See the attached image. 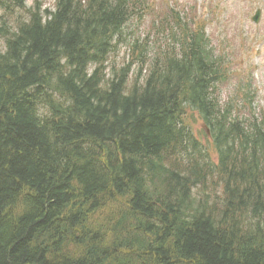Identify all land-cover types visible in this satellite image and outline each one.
Returning <instances> with one entry per match:
<instances>
[{"label":"trees","instance_id":"obj_1","mask_svg":"<svg viewBox=\"0 0 264 264\" xmlns=\"http://www.w3.org/2000/svg\"><path fill=\"white\" fill-rule=\"evenodd\" d=\"M27 1L0 0V264H264V109L222 100L203 16Z\"/></svg>","mask_w":264,"mask_h":264},{"label":"rangeland","instance_id":"obj_2","mask_svg":"<svg viewBox=\"0 0 264 264\" xmlns=\"http://www.w3.org/2000/svg\"><path fill=\"white\" fill-rule=\"evenodd\" d=\"M42 9L52 8L54 0H37ZM159 5L175 6L186 13L203 16L206 26L205 34L209 37L215 53L224 58L231 76L221 87L222 100L230 98L234 88L240 82L249 83L252 87L250 104L244 99H237L236 106L242 109L241 114L251 111L255 115L264 109V0H158ZM31 6V0L26 2ZM259 9V19L253 23L251 18ZM23 12H16L15 16ZM152 25L157 23L146 19L143 22L133 20L124 31L123 37L135 40L136 37H147L150 44L154 43ZM153 38V39H152ZM131 54L128 40L117 47L110 55L108 65L120 66L137 56ZM134 75L138 68L133 66ZM232 72V73H231ZM130 78V82L131 83ZM197 120V119H196ZM195 134L207 145L205 137L199 132L205 130L197 120L193 125ZM206 131V130H205ZM209 148V146H207Z\"/></svg>","mask_w":264,"mask_h":264},{"label":"water","instance_id":"obj_3","mask_svg":"<svg viewBox=\"0 0 264 264\" xmlns=\"http://www.w3.org/2000/svg\"><path fill=\"white\" fill-rule=\"evenodd\" d=\"M258 14H259V11H258V10H256V12H255V15H254V16H253V18H252L254 22H256V21H257Z\"/></svg>","mask_w":264,"mask_h":264}]
</instances>
